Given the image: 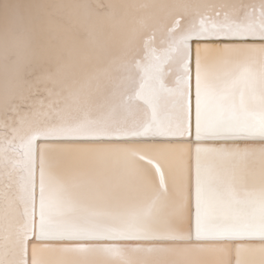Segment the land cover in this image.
Returning <instances> with one entry per match:
<instances>
[{
    "label": "snow or ice",
    "instance_id": "6c2138e0",
    "mask_svg": "<svg viewBox=\"0 0 264 264\" xmlns=\"http://www.w3.org/2000/svg\"><path fill=\"white\" fill-rule=\"evenodd\" d=\"M0 264H264V0H0Z\"/></svg>",
    "mask_w": 264,
    "mask_h": 264
}]
</instances>
